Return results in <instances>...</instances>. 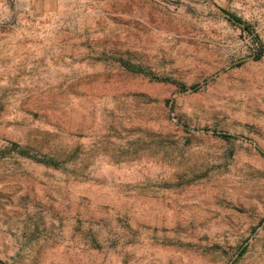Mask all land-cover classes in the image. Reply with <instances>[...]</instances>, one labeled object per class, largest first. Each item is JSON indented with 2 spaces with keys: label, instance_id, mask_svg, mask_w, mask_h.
Segmentation results:
<instances>
[{
  "label": "rangeland",
  "instance_id": "obj_1",
  "mask_svg": "<svg viewBox=\"0 0 264 264\" xmlns=\"http://www.w3.org/2000/svg\"><path fill=\"white\" fill-rule=\"evenodd\" d=\"M259 151L264 0H0V260L264 264Z\"/></svg>",
  "mask_w": 264,
  "mask_h": 264
},
{
  "label": "trees",
  "instance_id": "obj_2",
  "mask_svg": "<svg viewBox=\"0 0 264 264\" xmlns=\"http://www.w3.org/2000/svg\"><path fill=\"white\" fill-rule=\"evenodd\" d=\"M227 15L230 18V20L233 21L234 23L239 24V25H243V30H249V26L241 18H239L235 15H232V14H227ZM260 56H261V51H259V54H257L256 58L258 59V58H260ZM126 65L128 67V64H126ZM127 70H128V68H127ZM131 71H134V70H131ZM139 73H141V72L139 71ZM179 89L182 91H186V87L182 84H179ZM190 90L193 92L197 91V86H191ZM216 136H218L219 138H222V139L233 138L232 136L227 135V134H218ZM9 151H13L14 153H16L19 156H26L28 158L34 159L35 161L40 162L46 166H50L52 168L64 167V165L66 163H68V161L71 158L68 155H64V153H61V152L50 153L49 155H45V156L43 155L42 158H38L36 154L35 155L31 154L29 149L23 148L16 143L11 144ZM259 154L264 158V152L259 151ZM91 244L93 247L98 245L96 239H92ZM0 264H7V263L0 260Z\"/></svg>",
  "mask_w": 264,
  "mask_h": 264
}]
</instances>
